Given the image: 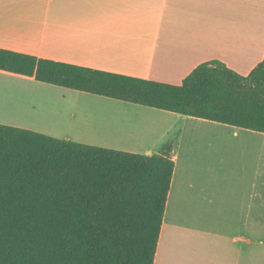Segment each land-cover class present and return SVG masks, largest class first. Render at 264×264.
Wrapping results in <instances>:
<instances>
[{"label": "crops", "instance_id": "crops-1", "mask_svg": "<svg viewBox=\"0 0 264 264\" xmlns=\"http://www.w3.org/2000/svg\"><path fill=\"white\" fill-rule=\"evenodd\" d=\"M0 49L174 86L211 61L246 76L264 60V0H0ZM6 91L0 120L13 127L140 155L171 144L153 264H264V133L105 97L115 106Z\"/></svg>", "mask_w": 264, "mask_h": 264}, {"label": "trees", "instance_id": "trees-1", "mask_svg": "<svg viewBox=\"0 0 264 264\" xmlns=\"http://www.w3.org/2000/svg\"><path fill=\"white\" fill-rule=\"evenodd\" d=\"M0 72L264 133V60L217 61L174 86L0 49ZM171 144L132 154L0 124V264H153Z\"/></svg>", "mask_w": 264, "mask_h": 264}, {"label": "rangeland", "instance_id": "rangeland-1", "mask_svg": "<svg viewBox=\"0 0 264 264\" xmlns=\"http://www.w3.org/2000/svg\"><path fill=\"white\" fill-rule=\"evenodd\" d=\"M6 90H14V93L17 94V96H23L24 98H29L32 102V104H36L38 103V100H40L41 97L46 96L48 98V100H50L53 103H63L66 104L67 102H82L83 100H94L96 102L95 108L97 109V107H101V106H97V105H113V103H115V101H109L103 97H99V96H89V97H78V96H65V94H63L62 92H68L66 89H60L58 87V91L55 90V88L46 85V84H42V83H36V82H31L29 80H27L26 78H22L19 76H14V77H6L3 75H0V91H2V94H7V93H11V92H7ZM65 98V99H64ZM62 99H64L62 101ZM17 102V101H16ZM97 102H104L106 104H98ZM93 104H90L89 106H92ZM115 106V105H113ZM94 107V106H93ZM94 108V109H95ZM29 118L34 119L35 117L29 115ZM1 123H6V124H1ZM0 124L1 125H6V126H10V125H17L18 123H13V122H7V121H1L0 120ZM20 124V123H19ZM22 125V124H21ZM13 127V126H10ZM71 139H75L73 136H70ZM76 143V142H75Z\"/></svg>", "mask_w": 264, "mask_h": 264}]
</instances>
